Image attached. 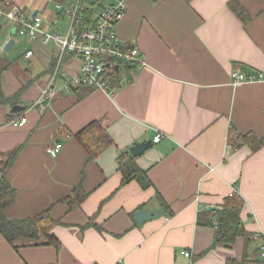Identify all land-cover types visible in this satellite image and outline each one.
<instances>
[{
    "label": "crops",
    "instance_id": "0c3cea01",
    "mask_svg": "<svg viewBox=\"0 0 264 264\" xmlns=\"http://www.w3.org/2000/svg\"><path fill=\"white\" fill-rule=\"evenodd\" d=\"M69 2L0 0V153L16 150L5 171L15 196L4 216L46 211L57 244L43 232L11 243L0 235V264H264V144L255 147L264 138V82L230 84L232 71H264V0H126L114 30L135 42L145 64L127 67L112 97L91 87L60 90L41 113L33 102L56 49L27 38L21 53L12 52L23 40L1 11L11 5L26 18L36 13L44 28L57 29L64 17L56 4ZM64 64L74 73L79 62L68 56ZM21 116L22 126L10 121ZM94 120L111 142L87 160L75 135ZM157 133L163 136L153 142ZM236 134L254 139L231 142ZM148 141L132 156L131 146ZM119 156L133 158L148 187L134 179L121 184ZM78 191L84 198L70 205ZM232 194L243 200L244 234L213 245L214 226L206 223L216 224L215 211ZM137 210L159 214L138 223Z\"/></svg>",
    "mask_w": 264,
    "mask_h": 264
},
{
    "label": "built area",
    "instance_id": "2783aa9c",
    "mask_svg": "<svg viewBox=\"0 0 264 264\" xmlns=\"http://www.w3.org/2000/svg\"><path fill=\"white\" fill-rule=\"evenodd\" d=\"M126 0H111L109 3L98 2L91 16L86 14L83 0H71L68 4H56L58 16H68L67 28H44L41 15L35 14L26 18L14 6H8L1 14L13 23L15 35L26 36L28 39L40 37L42 44L52 41L56 47L55 66L34 100L41 113L58 95L60 90L69 92L75 87H91L102 90L112 97L115 90L122 86L127 75V67H141L145 64L143 54L134 41H122L116 34L115 24L125 16ZM32 54L31 50L24 53L25 57ZM68 56H73L79 62L77 70L70 73L63 65ZM264 82V71L230 73V84L237 86L243 83ZM17 126H22L26 117L21 116L10 120ZM163 135L157 133L153 142ZM60 143L48 148L51 156H56ZM185 256L188 250L181 251Z\"/></svg>",
    "mask_w": 264,
    "mask_h": 264
},
{
    "label": "trees",
    "instance_id": "16d2710c",
    "mask_svg": "<svg viewBox=\"0 0 264 264\" xmlns=\"http://www.w3.org/2000/svg\"><path fill=\"white\" fill-rule=\"evenodd\" d=\"M94 5V4H93ZM87 6L85 8L86 14L91 16L94 12V6ZM9 7L11 5H8ZM8 7V8H9ZM232 10L245 22L247 15L241 7L231 3ZM75 136L78 137L80 144L87 154V160L93 159L99 152L106 148L111 138L107 130L102 126L100 120L90 122L86 127L79 131ZM253 141L254 137L249 135L236 134L231 138V142L238 143V140L243 143ZM254 143V142H253ZM259 147L264 144V138L256 140ZM256 148V149H257ZM16 155V150L9 154L0 153V235H2L8 242H13L16 238L22 236H34L37 232H43L48 238L50 244L57 246L55 240H52L48 231L55 223L49 218L46 211H42L34 217L22 219H7L4 216L5 208L14 200L15 191L5 178V171L9 163ZM118 168L122 174L121 184H125L131 180H136L140 186L146 188L149 186V179L144 170L140 169L133 161V158L121 161V156L118 157ZM77 196L73 198V204L78 205L84 198L85 193L82 191L77 192ZM68 199H64L67 201ZM243 205V200L236 194H232L225 198L222 207L215 211L216 224L212 222L206 223L209 226H214L213 245L218 244H231L237 236L244 234L240 222V210ZM226 264H259L256 260H248L243 258L240 261L229 259Z\"/></svg>",
    "mask_w": 264,
    "mask_h": 264
},
{
    "label": "water",
    "instance_id": "95a60500",
    "mask_svg": "<svg viewBox=\"0 0 264 264\" xmlns=\"http://www.w3.org/2000/svg\"><path fill=\"white\" fill-rule=\"evenodd\" d=\"M36 13H33V15H35ZM16 30L15 28H13L12 33L15 34ZM13 44V39H9L6 44L4 45V50L8 51L10 49V47ZM22 108V107H21ZM150 142H142V143H136L133 146H131L129 148L130 153L132 154V156H137L140 155L141 153L144 152V150L150 146ZM156 214L158 215L159 213H152L149 211H142V210H137L134 214V218L136 219V221L138 223H140L144 218L146 217H151V216H156Z\"/></svg>",
    "mask_w": 264,
    "mask_h": 264
},
{
    "label": "rangeland",
    "instance_id": "374dc122",
    "mask_svg": "<svg viewBox=\"0 0 264 264\" xmlns=\"http://www.w3.org/2000/svg\"><path fill=\"white\" fill-rule=\"evenodd\" d=\"M84 2L86 3V4H88L89 6H91V4L92 3H94V8L96 9V8H98V2H103V3H109L110 1H108L107 2V0H84ZM63 19H61V28H58V22H56V26H55V28H57V29H59L61 32H64L65 31V28H66V25H67V17L68 16H66V15H63ZM117 24V23H116ZM116 24H115V26H116ZM15 36H19L20 38H21V41L22 42H19V43H17L16 44V46L14 47V50H12V52H15V51H18V52H22L23 50H24V48H25V43H27V44H29L28 42H27V37L26 36H20V35H15ZM36 39H38L39 41H40V43H41V39H40V37H37ZM33 40H35V39H33ZM38 40H36V41H38ZM31 44V43H30ZM17 45H19V46H17ZM43 46H45V47H48V48H50V49H52L53 48V45H54V47H55V44L52 42V41H50V42H48L47 44H42ZM55 49H56V47H55Z\"/></svg>",
    "mask_w": 264,
    "mask_h": 264
}]
</instances>
